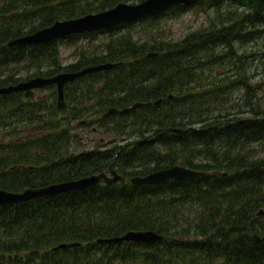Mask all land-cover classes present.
I'll use <instances>...</instances> for the list:
<instances>
[{
	"label": "trees",
	"instance_id": "trees-1",
	"mask_svg": "<svg viewBox=\"0 0 264 264\" xmlns=\"http://www.w3.org/2000/svg\"><path fill=\"white\" fill-rule=\"evenodd\" d=\"M120 1L142 0H0V87L122 62L67 83L62 109L54 93L51 101L20 92L0 95V188L18 192L110 167L125 178L1 206L0 264H264V215L257 216L264 208V107L252 83V54H238L236 47L261 40L264 54V0H197L206 23L176 40L149 30L140 35L136 26L158 30L162 16L190 6L122 23L102 32L107 38L100 48L81 46L65 66L58 55L63 39L6 45L56 20ZM240 88L242 103H231ZM136 101L149 104L103 116L110 107ZM235 108L246 114L237 116ZM77 123L95 125L108 140L85 147L73 132ZM176 164L203 174L155 185L128 182ZM129 230H153L164 239L98 242ZM63 242L79 244L52 249Z\"/></svg>",
	"mask_w": 264,
	"mask_h": 264
},
{
	"label": "water",
	"instance_id": "water-1",
	"mask_svg": "<svg viewBox=\"0 0 264 264\" xmlns=\"http://www.w3.org/2000/svg\"><path fill=\"white\" fill-rule=\"evenodd\" d=\"M196 0H142L138 3L128 4L119 2L111 8L95 12L87 13L78 17H73L64 20H57L49 26L40 28L32 33L25 34L9 40L6 45L9 47H22L29 44H41L55 39L64 38L71 34H78L83 32L99 31L105 28H110L117 24L134 21L136 19L149 16L160 11L179 4H191ZM155 53H148L151 57ZM118 63L102 62L94 65L85 66L75 72H59L49 77L36 76L26 81L17 84H10L0 87V95H7L13 92H24L27 98L33 97V91L48 85H55L57 106L59 108L65 107L64 99V85L68 82H73L75 79L86 76L88 74L109 70L115 67ZM172 95H168L170 98ZM161 99L156 100L158 104ZM143 102H134L129 106L116 108L110 107L104 113V117L123 115L127 113H134L140 107L144 106ZM203 172L196 171L180 164L172 165L170 167L157 169L144 175H136L129 178V182L134 185H154L165 182L167 180H178L183 178H190L201 175ZM100 180L107 185L114 183H123L125 178L118 174L110 167V174L106 172L94 173L83 176L77 179L58 181L39 187H27L22 191L14 192L0 188V207L9 204H22L28 201L37 200L45 197L55 196L65 192L84 190L95 186ZM264 209L257 211V216H263ZM164 236L158 234L153 230H129L122 235L108 238H99L100 243H148L163 240ZM77 242H63L54 246L52 249H63L75 246Z\"/></svg>",
	"mask_w": 264,
	"mask_h": 264
},
{
	"label": "rangeland",
	"instance_id": "rangeland-1",
	"mask_svg": "<svg viewBox=\"0 0 264 264\" xmlns=\"http://www.w3.org/2000/svg\"><path fill=\"white\" fill-rule=\"evenodd\" d=\"M126 3H136L135 1H127ZM213 13L212 10H210ZM206 13L203 11L197 4H194L187 9H184L180 14L172 15V14H166L162 16L161 20V27L158 30L152 29L149 26L145 24H138L136 26L138 32L140 35L144 34L145 31L149 30V33H153V35L162 34L167 39H182L190 30L196 29L206 23ZM30 23V22H29ZM29 23L24 22L25 25H28ZM34 24V22H33ZM126 31V29H123V32ZM107 38L106 33H99L97 37L94 40L89 41V38H77L72 40H64L63 42L59 43L58 45V55L60 64L62 66H65L69 64L70 62L75 60L76 54L81 50V46H87L88 48H100L98 47L101 45V42H104ZM237 52L238 54H252V57H250L251 61V70L253 72V78L252 83L254 86L258 85V90L256 92V96L260 99L259 103L264 107V54H261V51L263 50V44L261 40L257 41H248L243 43H237ZM226 67V66H225ZM228 70H225L227 72V76L230 77L232 71H229L231 68L230 65H228ZM226 69V68H225ZM224 68L218 69L216 72H213V74L217 75L218 72H223ZM213 74L211 75V78H213ZM221 76V75H220ZM54 93V102L56 104V92L55 88L53 86L50 87H44L41 89H37L34 91V98L35 99H42V100H53L52 95ZM242 95V89L234 91L232 94L231 103H234L236 105H240L242 103L241 96ZM229 102V103H230ZM237 113V116H243L246 113L239 112L240 109L237 110V108L234 109ZM239 112V113H238ZM75 129L73 132H75L78 136L82 137V143L85 147L89 148L91 145L95 143H101L108 140L109 137L103 136L100 133H98L95 129V125H88L85 127H81V125L74 124Z\"/></svg>",
	"mask_w": 264,
	"mask_h": 264
}]
</instances>
